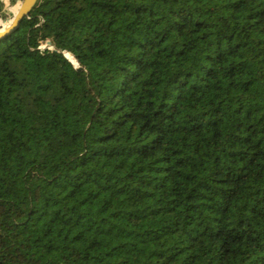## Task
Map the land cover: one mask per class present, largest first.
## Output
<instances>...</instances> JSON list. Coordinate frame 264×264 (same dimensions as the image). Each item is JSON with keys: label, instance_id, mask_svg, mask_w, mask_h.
<instances>
[{"label": "trees", "instance_id": "16d2710c", "mask_svg": "<svg viewBox=\"0 0 264 264\" xmlns=\"http://www.w3.org/2000/svg\"><path fill=\"white\" fill-rule=\"evenodd\" d=\"M0 264H264V0H37L0 37Z\"/></svg>", "mask_w": 264, "mask_h": 264}, {"label": "water", "instance_id": "95a60500", "mask_svg": "<svg viewBox=\"0 0 264 264\" xmlns=\"http://www.w3.org/2000/svg\"><path fill=\"white\" fill-rule=\"evenodd\" d=\"M37 0H22L17 12L13 16L8 25L0 29V37L14 31L22 22L23 18L27 16L36 5ZM67 56V55H66ZM68 57V56H67ZM71 60V59H70ZM71 62L75 64L72 60Z\"/></svg>", "mask_w": 264, "mask_h": 264}, {"label": "rangeland", "instance_id": "374dc122", "mask_svg": "<svg viewBox=\"0 0 264 264\" xmlns=\"http://www.w3.org/2000/svg\"><path fill=\"white\" fill-rule=\"evenodd\" d=\"M5 4H6V15L5 16H1L0 15V20L5 24L8 25L9 22L12 20L13 16L15 15V8H17V6L21 3V1L16 4V5H11L9 0H4ZM68 56V54H66ZM75 63V62H74Z\"/></svg>", "mask_w": 264, "mask_h": 264}, {"label": "bare ground", "instance_id": "6f19581e", "mask_svg": "<svg viewBox=\"0 0 264 264\" xmlns=\"http://www.w3.org/2000/svg\"><path fill=\"white\" fill-rule=\"evenodd\" d=\"M19 8V7H18ZM18 10V9H17ZM17 12V11H16ZM6 26V25H5ZM5 26H3V27H5ZM1 29V28H0Z\"/></svg>", "mask_w": 264, "mask_h": 264}]
</instances>
